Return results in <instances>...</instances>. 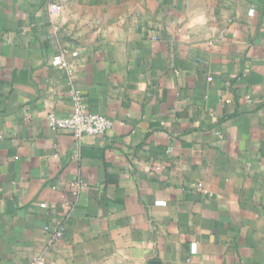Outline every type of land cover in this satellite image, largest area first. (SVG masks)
Here are the masks:
<instances>
[{"label":"crops","instance_id":"0c3cea01","mask_svg":"<svg viewBox=\"0 0 264 264\" xmlns=\"http://www.w3.org/2000/svg\"><path fill=\"white\" fill-rule=\"evenodd\" d=\"M0 132V264H264V0H0Z\"/></svg>","mask_w":264,"mask_h":264},{"label":"built area","instance_id":"2783aa9c","mask_svg":"<svg viewBox=\"0 0 264 264\" xmlns=\"http://www.w3.org/2000/svg\"><path fill=\"white\" fill-rule=\"evenodd\" d=\"M67 51L62 50L54 54L47 60L50 68L58 70L71 76L73 68L67 61ZM73 109L65 118H57L53 113L47 115V122L53 130H61L70 134L75 140L81 142L86 137L97 138L105 135L113 127V121L105 116L94 114L86 109L82 96L77 91L71 92ZM2 134L0 132V141ZM49 235V242L54 244L62 239V228H45ZM31 264H38L37 260H33Z\"/></svg>","mask_w":264,"mask_h":264}]
</instances>
